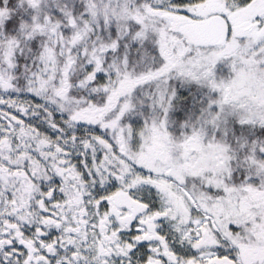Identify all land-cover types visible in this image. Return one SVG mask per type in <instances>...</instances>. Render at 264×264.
<instances>
[{
	"label": "snow or ice",
	"instance_id": "obj_1",
	"mask_svg": "<svg viewBox=\"0 0 264 264\" xmlns=\"http://www.w3.org/2000/svg\"><path fill=\"white\" fill-rule=\"evenodd\" d=\"M0 264H264V0H0Z\"/></svg>",
	"mask_w": 264,
	"mask_h": 264
}]
</instances>
